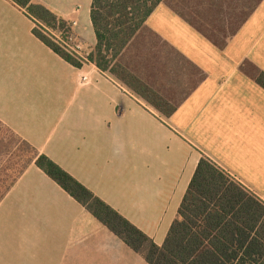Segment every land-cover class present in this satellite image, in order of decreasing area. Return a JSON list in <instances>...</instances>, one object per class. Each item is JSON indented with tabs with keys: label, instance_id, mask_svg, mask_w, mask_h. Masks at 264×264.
Returning <instances> with one entry per match:
<instances>
[{
	"label": "crops",
	"instance_id": "0c3cea01",
	"mask_svg": "<svg viewBox=\"0 0 264 264\" xmlns=\"http://www.w3.org/2000/svg\"><path fill=\"white\" fill-rule=\"evenodd\" d=\"M32 3L69 24L77 55L91 51L80 1ZM34 27L0 0V264H146L39 156L159 247L202 156L264 201V89L253 79L264 73V0H163L116 60L126 81L71 66Z\"/></svg>",
	"mask_w": 264,
	"mask_h": 264
},
{
	"label": "trees",
	"instance_id": "16d2710c",
	"mask_svg": "<svg viewBox=\"0 0 264 264\" xmlns=\"http://www.w3.org/2000/svg\"><path fill=\"white\" fill-rule=\"evenodd\" d=\"M11 1L33 20V35L65 62L75 68L89 62L126 81L129 75L116 60L163 0H91L95 45L85 57L67 47L66 21L32 0ZM253 79L264 89L263 72L255 69ZM131 88L161 110L154 94ZM35 165L146 264H264V201L206 156L198 161L160 247L47 157L39 156Z\"/></svg>",
	"mask_w": 264,
	"mask_h": 264
},
{
	"label": "rangeland",
	"instance_id": "374dc122",
	"mask_svg": "<svg viewBox=\"0 0 264 264\" xmlns=\"http://www.w3.org/2000/svg\"><path fill=\"white\" fill-rule=\"evenodd\" d=\"M78 1H80V3H81V10H80V13H79V21H80V24H81L80 26H84L85 24L88 23V18H89V13H88V9H87L88 3H87V0L86 1L85 0H78ZM200 25L203 26V24H200ZM205 30H207L208 32H210V29L205 28ZM90 31L92 32V28H91ZM206 34L212 35L210 33H206ZM70 39H71V37H70ZM68 44H69V47L70 46L71 47H74V45H73L74 44L73 39L71 41L68 40L67 45Z\"/></svg>",
	"mask_w": 264,
	"mask_h": 264
},
{
	"label": "built area",
	"instance_id": "2783aa9c",
	"mask_svg": "<svg viewBox=\"0 0 264 264\" xmlns=\"http://www.w3.org/2000/svg\"><path fill=\"white\" fill-rule=\"evenodd\" d=\"M67 47L69 48V45H67ZM69 49L76 54L79 51L80 47L79 46H74V47H71Z\"/></svg>",
	"mask_w": 264,
	"mask_h": 264
}]
</instances>
